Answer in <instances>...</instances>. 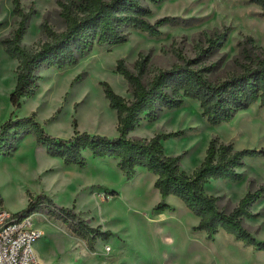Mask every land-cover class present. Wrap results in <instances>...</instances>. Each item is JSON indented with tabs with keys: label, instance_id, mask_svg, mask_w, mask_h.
I'll return each instance as SVG.
<instances>
[{
	"label": "rangeland",
	"instance_id": "374dc122",
	"mask_svg": "<svg viewBox=\"0 0 264 264\" xmlns=\"http://www.w3.org/2000/svg\"><path fill=\"white\" fill-rule=\"evenodd\" d=\"M19 2L26 14L32 13L21 43L26 50L37 51L52 34L64 31L58 0ZM14 8V0H0V127L12 115L35 114L49 134L61 139H70L75 131L110 138L119 135L118 115L110 108L102 83L126 100L132 99L128 83L117 73L120 60L135 74L137 63L148 60L145 83L161 70L195 59L202 67L212 68L207 75L210 80L223 81L243 70L245 52L255 59L264 50L263 11L251 0H168L152 6V22L174 18L161 27L159 37L133 31L124 44L94 46L74 66L40 70L36 95L14 110L10 98L19 63L6 55L2 45L21 21ZM226 30L227 40L211 48L209 41ZM247 37L253 38V48L245 44L241 49L238 43H246ZM179 131L184 134L162 143L167 156H183L181 168L188 175L201 166L213 139L233 144L236 151L261 152L245 158L244 167L238 169L241 182L213 179L206 184L205 193L219 197L224 211L231 212L249 191L264 187V105L260 102L229 122L212 126L203 117L200 104L186 99L181 109L164 110L154 122H143L130 137L151 139ZM84 156L86 165L66 166L62 159L48 155L32 135L22 138L10 156H0L4 211L19 214L27 208L30 195L45 194L57 205L74 209L90 226L112 234L98 238L94 257L82 259V239L61 219L44 211L35 213L33 221L45 236L34 245V251L45 264H264V250L246 246L223 230L212 239L196 231L200 219L175 196L166 199V211H156L162 197L155 188L157 176L148 170L138 168L128 180L117 160L94 159L89 152ZM251 213L255 217L246 218L245 225L264 242V195ZM61 256L64 261H57Z\"/></svg>",
	"mask_w": 264,
	"mask_h": 264
},
{
	"label": "trees",
	"instance_id": "16d2710c",
	"mask_svg": "<svg viewBox=\"0 0 264 264\" xmlns=\"http://www.w3.org/2000/svg\"><path fill=\"white\" fill-rule=\"evenodd\" d=\"M168 0H58L65 29L52 34L37 51H28L21 43L32 13L26 14L19 0H14V13L21 18L14 35L2 41L6 55L19 63L16 87L10 101L14 110L22 106V101L33 98L39 89L38 72L42 69H65L76 65L86 57L94 46H118L127 42L133 31H140L152 37L161 35V27L174 21V18H161L151 21L152 6ZM262 9L264 0H251ZM228 32L210 40L211 48L220 40L226 41ZM253 48L254 40L247 37L246 43ZM245 51V50H244ZM243 51V52H244ZM246 65L243 70L223 81H212L208 74L210 67H202L199 60H186L167 70H161L147 83L148 60L137 63L138 73H133L120 60L117 73L128 83L132 99L126 100L117 94L108 83H102L104 94L111 109L118 115L119 135L110 138L100 134L75 131L70 139H61L49 134L36 115L10 117L0 127V156H10L18 142L29 135L46 148L51 157L60 158L66 166L86 165L85 152L94 159H114L128 180L136 175L138 168H144L157 176L155 188L162 201L155 207L159 213L166 211L170 196L179 198L186 207L200 219L196 231L204 232L212 239L220 230L232 235L246 246L264 250V242H259L247 229L244 220L255 217L251 208L264 195V187L249 191L231 211L219 206V197L208 195L204 189L211 180H227L233 183L242 181L238 169L244 167L247 156L261 152L253 150L236 151L233 144H225L213 139L201 166L193 175L181 168L183 156L169 157L165 154L163 141L178 138L183 131L159 134L151 139L132 138L130 134L147 121L154 122L164 110H178L186 99L200 104L203 117L212 126L229 122L243 110L257 102L264 105V50L255 59L245 52ZM113 192V195H116ZM44 211L47 215L61 219L78 238L84 240L90 251L95 250L98 238L111 236L100 227L90 226L74 209L57 205L45 194L30 195L27 208L18 215L31 216Z\"/></svg>",
	"mask_w": 264,
	"mask_h": 264
},
{
	"label": "built area",
	"instance_id": "2783aa9c",
	"mask_svg": "<svg viewBox=\"0 0 264 264\" xmlns=\"http://www.w3.org/2000/svg\"><path fill=\"white\" fill-rule=\"evenodd\" d=\"M44 236L33 215L11 214L0 204V264H44L34 251L35 243Z\"/></svg>",
	"mask_w": 264,
	"mask_h": 264
},
{
	"label": "crops",
	"instance_id": "0c3cea01",
	"mask_svg": "<svg viewBox=\"0 0 264 264\" xmlns=\"http://www.w3.org/2000/svg\"><path fill=\"white\" fill-rule=\"evenodd\" d=\"M132 134V133H131ZM169 198V197H168ZM167 198V199H168ZM39 228V227H38ZM85 241L83 240V243H84ZM38 243H39V241H38ZM37 245V242L35 243V246ZM80 251H81V255H82V259H86V260H89L91 257H94V254H95V250L94 251H90L89 249H88V247H87V245H86V242L84 243V245L82 246V248L81 249H79ZM74 251H78V250H74ZM72 252V251H71ZM64 253H65V251H64ZM65 255V254H64ZM64 255H62V256H64ZM60 257V258H58L57 259V261H59V262H63L64 260L63 259H65L64 257ZM66 257V256H65ZM72 258V257H71ZM41 262H43L44 264H45V261L43 260V259H41V258H38ZM73 260H75V258H72ZM51 261H55L54 259L53 260H51ZM56 264V263H55Z\"/></svg>",
	"mask_w": 264,
	"mask_h": 264
}]
</instances>
